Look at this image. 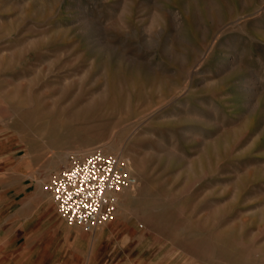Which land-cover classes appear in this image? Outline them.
Listing matches in <instances>:
<instances>
[{"label": "rangeland", "instance_id": "obj_1", "mask_svg": "<svg viewBox=\"0 0 264 264\" xmlns=\"http://www.w3.org/2000/svg\"><path fill=\"white\" fill-rule=\"evenodd\" d=\"M95 149L96 264H264V0H0V154L51 203Z\"/></svg>", "mask_w": 264, "mask_h": 264}, {"label": "crops", "instance_id": "obj_2", "mask_svg": "<svg viewBox=\"0 0 264 264\" xmlns=\"http://www.w3.org/2000/svg\"><path fill=\"white\" fill-rule=\"evenodd\" d=\"M0 154V264H96L103 230L88 233L59 216L44 192L25 184Z\"/></svg>", "mask_w": 264, "mask_h": 264}, {"label": "built area", "instance_id": "obj_3", "mask_svg": "<svg viewBox=\"0 0 264 264\" xmlns=\"http://www.w3.org/2000/svg\"><path fill=\"white\" fill-rule=\"evenodd\" d=\"M128 180L118 157L95 149L86 155L73 156L46 188L62 220L93 232L114 220L113 194L123 189Z\"/></svg>", "mask_w": 264, "mask_h": 264}, {"label": "bare ground", "instance_id": "obj_4", "mask_svg": "<svg viewBox=\"0 0 264 264\" xmlns=\"http://www.w3.org/2000/svg\"><path fill=\"white\" fill-rule=\"evenodd\" d=\"M42 179V178H41ZM44 179V178H43ZM39 182V181H38ZM46 184V183H45ZM39 188H40V186H38ZM114 195V198H116V195L115 194H113Z\"/></svg>", "mask_w": 264, "mask_h": 264}, {"label": "snow or ice", "instance_id": "obj_5", "mask_svg": "<svg viewBox=\"0 0 264 264\" xmlns=\"http://www.w3.org/2000/svg\"><path fill=\"white\" fill-rule=\"evenodd\" d=\"M101 179H103V177H101ZM103 191H104V190L102 189V190H101V194H103Z\"/></svg>", "mask_w": 264, "mask_h": 264}]
</instances>
